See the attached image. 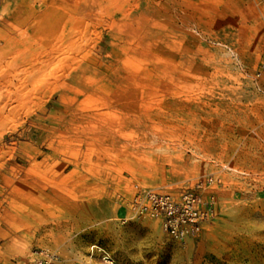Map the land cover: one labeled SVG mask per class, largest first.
<instances>
[{"label":"rangeland","instance_id":"rangeland-1","mask_svg":"<svg viewBox=\"0 0 264 264\" xmlns=\"http://www.w3.org/2000/svg\"><path fill=\"white\" fill-rule=\"evenodd\" d=\"M263 62L264 0H0V264H264ZM209 176L185 241L120 204Z\"/></svg>","mask_w":264,"mask_h":264},{"label":"built area","instance_id":"built-area-1","mask_svg":"<svg viewBox=\"0 0 264 264\" xmlns=\"http://www.w3.org/2000/svg\"><path fill=\"white\" fill-rule=\"evenodd\" d=\"M218 182V177L209 176L178 193L135 185L129 196H121L120 204L126 208L129 216L157 219L167 236L185 241L199 236L204 226L215 218L214 196L205 192V189ZM102 258L105 262L112 263L108 254H103ZM17 262L61 264V259L54 250L36 248L31 250L26 260L19 258Z\"/></svg>","mask_w":264,"mask_h":264},{"label":"crops","instance_id":"crops-1","mask_svg":"<svg viewBox=\"0 0 264 264\" xmlns=\"http://www.w3.org/2000/svg\"><path fill=\"white\" fill-rule=\"evenodd\" d=\"M0 247H1L0 261L14 259V257L16 256L15 254L19 253L22 248L20 236H18V238H15L13 236H8L5 237L4 239H0Z\"/></svg>","mask_w":264,"mask_h":264}]
</instances>
